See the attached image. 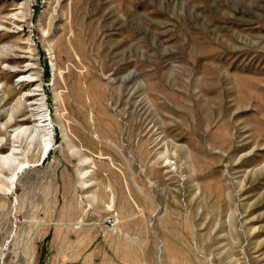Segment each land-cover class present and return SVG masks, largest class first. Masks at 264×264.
<instances>
[{
	"label": "rangeland",
	"instance_id": "1",
	"mask_svg": "<svg viewBox=\"0 0 264 264\" xmlns=\"http://www.w3.org/2000/svg\"><path fill=\"white\" fill-rule=\"evenodd\" d=\"M0 264H264V0H0Z\"/></svg>",
	"mask_w": 264,
	"mask_h": 264
},
{
	"label": "built area",
	"instance_id": "2",
	"mask_svg": "<svg viewBox=\"0 0 264 264\" xmlns=\"http://www.w3.org/2000/svg\"><path fill=\"white\" fill-rule=\"evenodd\" d=\"M108 223L111 224V220H108Z\"/></svg>",
	"mask_w": 264,
	"mask_h": 264
}]
</instances>
